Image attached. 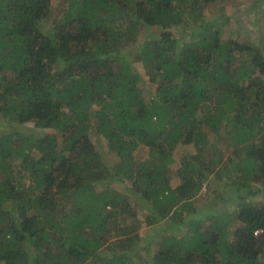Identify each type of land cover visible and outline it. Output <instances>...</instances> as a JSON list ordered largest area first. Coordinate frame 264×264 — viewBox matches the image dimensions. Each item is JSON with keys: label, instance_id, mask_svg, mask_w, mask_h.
Wrapping results in <instances>:
<instances>
[{"label": "trees", "instance_id": "1", "mask_svg": "<svg viewBox=\"0 0 264 264\" xmlns=\"http://www.w3.org/2000/svg\"><path fill=\"white\" fill-rule=\"evenodd\" d=\"M217 1L0 0V264H264V49Z\"/></svg>", "mask_w": 264, "mask_h": 264}, {"label": "rangeland", "instance_id": "2", "mask_svg": "<svg viewBox=\"0 0 264 264\" xmlns=\"http://www.w3.org/2000/svg\"><path fill=\"white\" fill-rule=\"evenodd\" d=\"M220 7H222L223 11H225L229 16V21L223 30L224 38L230 37L231 39L240 42L259 44L264 49V0H220L208 4L202 11H204L206 17L213 18L216 17L217 14L215 12L219 10ZM1 128L9 130L10 126L3 125L0 126V129ZM21 128L32 130L33 126L29 124L28 126L24 125V127ZM222 148L224 149V151H227L224 156L231 153V147H228V144H222ZM191 150L193 151V149L190 147L189 151ZM183 153V149L178 148L177 150H175V157L177 159V162L171 166L173 173L176 170V165H178L179 163L178 159ZM103 155L110 161V163L116 161L115 155L108 150H104ZM213 179H217V176L214 175ZM215 182L217 181L213 180V183ZM206 189L207 187L203 186V188L198 193L200 199L195 201L196 204H198L201 208L205 207V204L209 207L211 204L210 201L212 202L211 194H213V190L211 188L207 193ZM219 191H221V188H219ZM200 194L203 196H201ZM261 202L264 203V193ZM235 207L236 203L233 200L224 202V200L217 199V203L215 204L216 211L219 212L234 209ZM138 214L142 222V228H140V230L144 235V239L154 237V239L157 240L158 237L156 238V236H154L153 230L155 231L161 228V230H164V232L168 231L164 229V227L166 226L165 224H159L156 226L145 225L143 212L141 210H138ZM150 249V256L152 257L156 250V244L154 242L150 243ZM146 258H149V256H147Z\"/></svg>", "mask_w": 264, "mask_h": 264}]
</instances>
